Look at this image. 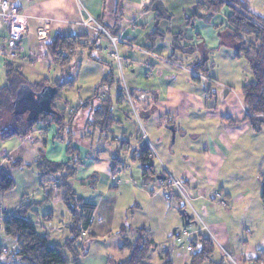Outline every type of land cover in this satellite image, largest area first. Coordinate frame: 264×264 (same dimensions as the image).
I'll return each instance as SVG.
<instances>
[{"label":"crops","instance_id":"0c3cea01","mask_svg":"<svg viewBox=\"0 0 264 264\" xmlns=\"http://www.w3.org/2000/svg\"><path fill=\"white\" fill-rule=\"evenodd\" d=\"M13 4L25 16L26 30L18 44L20 57L10 62L3 53L8 48L7 27H0V71L5 78L1 87L7 85V64L15 66L30 85L44 82L54 88V82L65 83L55 77L56 66L46 44L57 36L71 34L87 36L84 50L99 61L88 60L105 67L104 78L110 69L113 72L115 63L108 56L109 36L121 39L118 53L131 98L147 96L134 106L150 150L163 167L159 170L155 165L156 173L164 177L168 172L181 181L210 238L237 264H264V116L256 117L252 123L246 113L241 87L251 80V73L228 45L230 9L223 7L210 14L197 7V0H13ZM87 14L102 22L107 34L85 29L81 20ZM44 18L50 21L49 32L46 38L38 39L36 30ZM200 59L206 60L203 76L193 70V64ZM34 76L39 77L34 80ZM204 76L207 88L200 79ZM79 77L80 83H85L86 79ZM114 82L116 90L111 91L113 84L100 90L103 98L111 99L113 123L122 129L116 136L112 123L111 141L84 127L82 110L70 128L58 131L55 123L43 128L38 125L26 137H17L19 141L13 146L6 145L7 139L0 140V170L14 181L11 190L0 193V219L30 204L28 217L34 224L47 214L53 218L52 213L40 214L38 209L48 205L50 199L62 200L60 174L45 171L43 162L68 161L66 142L70 129L80 165L69 184L76 195V190L93 193L89 196L92 200L82 197L93 205V211L81 235L86 253L80 264H117L124 260L129 251L122 248L123 235L134 240L139 228L148 230L153 241L149 264H163L167 259L170 264H186L190 254L183 232L192 239L198 233L205 235L204 231L192 216L193 226L181 222L180 210L184 206L174 190L161 184L162 180L142 182L138 161L139 169L133 176L130 161L139 146L140 132L135 126L123 128L128 123V98L120 82ZM96 132L97 146L93 138ZM83 138L86 141H81ZM121 142L125 148L120 151L122 163L113 175L110 162ZM16 161L20 163L14 166ZM117 175L122 180L120 186L113 182ZM9 192L13 202L10 195L1 198ZM119 194H124L120 199L129 203L118 205ZM217 195L225 206L216 201ZM254 221L260 222L258 232ZM67 224L69 234V218ZM0 245L8 254L17 250L15 241L4 235L1 227ZM222 250L216 261L225 252ZM2 262L8 264L3 259Z\"/></svg>","mask_w":264,"mask_h":264},{"label":"trees","instance_id":"16d2710c","mask_svg":"<svg viewBox=\"0 0 264 264\" xmlns=\"http://www.w3.org/2000/svg\"><path fill=\"white\" fill-rule=\"evenodd\" d=\"M197 7L210 14L219 12L223 7H228L231 11L227 18L228 45L235 50L236 59L241 58L246 62L251 73V80L241 87V94L247 116L253 123L256 117L264 116V16L252 12L247 0H197ZM99 23L104 27L102 22ZM104 29L106 31L105 27ZM86 40V35L71 34L55 37L46 44L52 64L64 69L69 67L72 60L81 57V51L87 46ZM87 55L90 59L99 61L90 53ZM205 62V59H200L193 64V70L203 74L206 70ZM5 75L7 85L0 88V140L26 137L38 125L43 128L50 123H55L58 131H61L63 127L70 128L76 114L82 110L86 117L88 116L84 123L90 126L91 131L98 130L100 138L111 141L112 102L110 98H103L100 90L114 83L112 69L97 84L93 95L68 111V115H70L68 118L65 116L66 109L54 106V101L63 100L58 89L70 85L71 81L60 85L54 82L56 92L52 99L51 111L41 112L36 120H28L27 112L24 114L15 113L13 102L16 91L20 86L28 85L37 92L43 87L50 86V84L41 82L30 85L12 64L6 65ZM65 103L69 104L68 101ZM72 138L73 133L69 129L68 141L66 142V155L69 159L66 163L43 162L45 171L60 174L61 198L70 215L68 237L61 244L49 243V237L46 234H40L35 224L28 217L32 205H21L16 212L5 214L1 218L2 231L4 235L15 241L17 250L13 254H8L0 245V264H5L2 259L8 264H80V258L86 253V242L81 240V235L89 225L93 205L77 196L69 184L80 165V154L73 146ZM123 144L124 142L119 143L118 152L111 158L110 165L113 175L117 173L122 163L120 151L125 149ZM133 153L134 156L131 159L138 161L141 166L142 182L147 184L157 181L156 176L161 175L156 173L154 157L150 155V147L142 140L141 136H139V146ZM19 163L20 161L14 162V166ZM13 186V179L0 170V193L11 190ZM177 198H179L178 195ZM262 198H264V188ZM122 240V248L127 249L129 254L127 258L117 264H149L147 258L153 247V241L148 230L139 228L134 240H129L125 235H123ZM197 245L199 249L194 251ZM214 249L215 244L210 237L202 233L194 235L191 239V250L186 264L231 263L227 256L223 255L219 260H214ZM163 264H170V260H165Z\"/></svg>","mask_w":264,"mask_h":264},{"label":"rangeland","instance_id":"374dc122","mask_svg":"<svg viewBox=\"0 0 264 264\" xmlns=\"http://www.w3.org/2000/svg\"><path fill=\"white\" fill-rule=\"evenodd\" d=\"M248 5H249V8L264 16V0H248ZM94 31V30H92ZM95 32V31H94ZM100 33H104V32H100ZM119 43V42H118ZM106 46V45H105ZM87 50H82L81 51V58H75L74 60H72L71 64L69 67H67L66 69L62 68V67H54V71H55V77H57V79L60 81V83L62 82H67V81H71V86L69 85H65V87H61L60 90H59V94L63 97L62 99L63 100H56L55 102V105L58 106V107H62V108H65L66 111H65V116L68 118V111L71 110L72 108L76 107L77 103L81 100H85L87 97L91 96L94 94L95 92V88H96V83L100 82V79L105 75V67H102L100 65H97L91 61L88 60V55H87ZM113 76H114V79L117 80V82H119L121 80V75H120V71L118 69V66L116 63L113 64ZM79 71V75H78V72ZM123 69H122V73H123ZM1 75H0V87L5 83V78L3 77L2 75V71H0ZM203 76V74H201ZM78 76V78H77ZM79 76H82L84 77L86 80H85V83L81 84V80H80V77ZM123 76H124V73H123ZM30 77L32 78V76L30 75ZM39 76H34L33 79H37ZM124 79H125V76H124ZM201 79V82L203 83L202 86L203 88H207L208 86L204 84V80H206L205 76L204 77H200ZM116 82L113 83V88H111V91H114L116 90V87H115V84ZM80 87L82 88L81 91L79 90ZM116 92V91H115ZM104 93V92H102ZM130 94V92H129ZM114 95V94H113ZM131 94H130V98H131ZM139 97V96H137ZM146 95H144V100L146 99ZM143 100V101H144ZM65 101H68V105L65 103ZM143 101H139L138 98H136L135 100L133 98H131V100H127L126 101V105L125 107L127 106V109L128 111H126L129 116L128 118H125V121L128 122L127 124H124L125 127H123L124 129H129L130 126H135L136 129L140 132V136L145 133L144 130H143V126H142V121L140 119V116L139 118L136 117L133 109H134V105H135V102H143ZM134 104V105H133ZM138 111V110H137ZM114 115V114H113ZM139 115V114H138ZM84 119H82V124L85 122L83 120L87 119L86 115L84 114ZM135 123V124H134ZM130 124V125H129ZM134 124V125H133ZM84 127L86 129H90V126L87 125L86 123L84 124ZM66 128V127H65ZM64 129V128H63ZM111 129L114 131V134L116 136H119L120 135V132L122 131L121 128H117L116 127V123H113V126L111 127ZM121 129V130H120ZM123 129V130H124ZM91 130V129H90ZM41 131V130H39ZM98 132V130H96ZM97 132L93 134V138L95 139V145L97 144V141H96V135H97ZM88 133V132H87ZM124 133H126L124 131ZM84 133L82 132L81 135H83ZM80 135V136H81ZM41 138V137H40ZM42 138H45V135H43ZM87 138H83L81 141H86ZM18 138L17 137H12L10 139H7L6 141V145L7 146H13L15 145L16 142H18ZM90 142V141H89ZM171 142V140L169 141ZM97 146V145H96ZM151 153V152H150ZM152 155V153L150 154ZM153 157H154V162H155V165L157 167V169L161 170V161L158 157H156L155 154H153ZM130 166H131V169H132V174L133 176H135L136 174V171H138L139 169V165L137 163V161H130ZM163 168V167H162ZM120 169H118L119 171ZM129 174V173H128ZM130 177V174L128 175ZM118 177V178H117ZM117 177H113V182H115L117 184V186H120V182L122 181L120 176L117 175ZM132 177V176H131ZM119 179V180H117ZM110 181V179H109ZM180 183L181 181L178 180ZM123 184V182H122ZM75 187V186H74ZM76 187H79L78 185ZM181 187L183 189V192L184 194L189 197L186 192H185V189L181 183ZM111 190H114L115 188L114 187H110ZM171 190H174L172 188H170ZM175 191V190H174ZM77 192V195L79 197H84L86 199V201H89V200H92V198H89V196L93 193H91L90 190H85L84 192H81L79 190H76ZM177 193V195H179V199L181 201V204H183V208L181 209H185V211L190 215V217L192 216V218L195 220V222L197 223V225L199 227H201L202 229V224H201V221L199 220L197 214L195 211L197 210H194L193 206H192V202L191 201H186L184 199V197L177 191H175ZM11 194V192L9 193H6L4 194L3 196H1V198H5L7 196H9ZM53 195V193H52ZM119 197V200H118V205H120V202L125 205L127 203H129V201L126 202V200L124 198H121L120 197H124V194H122L120 196V194L118 195ZM125 197L127 198V196L125 195ZM10 198H11V201L13 202V199H14V196L10 195ZM16 199V198H15ZM133 204V203H132ZM215 209V208H214ZM39 212L40 214H43V213H52L53 214V218H50V214H47L49 216H45L44 219L40 218L39 221L35 222V227L37 229V231L40 233V234H46L49 238H48V241L49 243L51 244H56V243H63L65 238L69 235L68 234V227H67V223H68V218L70 220V215L63 203L62 200H60L58 197L56 199H50V202L48 205H43L41 206L39 209ZM198 213V211H197ZM50 218V219H47V218ZM183 217V216H182ZM1 221V219H0ZM262 221V220H261ZM181 222L185 224V219L183 217V219H181ZM257 225V228H255V232H258L260 229H261V225H260V222H256L254 221ZM203 223V222H202ZM189 224V225H188ZM187 225L188 226H193V223L190 221ZM186 226V225H185ZM186 226V227H188ZM1 227V225H0ZM202 231H204V234L205 236H209V234L206 232V230L202 229ZM218 242H215V251H214V258L215 260L218 259V254L220 253V251L222 250V246L221 245H218L217 244ZM186 245V244H185ZM184 247V246H183ZM197 250L199 249V246L197 245L196 246ZM194 248V249H196ZM5 250V249H4ZM197 250H194V251H197ZM223 252L225 250H222ZM181 252H183V249L181 250ZM227 255H230V253L228 254V252H224L223 253V256H227ZM230 257H232V255H230ZM227 256L228 260L231 262L229 264H237L235 262V260L233 258H230Z\"/></svg>","mask_w":264,"mask_h":264},{"label":"built area","instance_id":"2783aa9c","mask_svg":"<svg viewBox=\"0 0 264 264\" xmlns=\"http://www.w3.org/2000/svg\"><path fill=\"white\" fill-rule=\"evenodd\" d=\"M4 25L7 27L6 42L8 48L3 53L5 59L11 62L17 60L20 57L18 51V44L22 39L26 30L25 16L13 4V0H0V27ZM49 25H50V21L47 18H44L41 22V25L36 30V35L38 39L46 38L49 32ZM81 25L87 30H94L95 32H104L105 34H107L104 27L89 14H87L86 17L81 20ZM109 39H110V51L108 56L112 61H114L117 64L118 69L121 72L120 73L121 80L119 82L123 86V90L125 92L126 97L128 98V100H131L129 90L126 86L125 79L122 73L121 56L118 53V42H121V39L112 36H109ZM1 45L2 44L0 40V47ZM138 100L143 101L144 95H139ZM133 111L136 117L139 118L138 115L139 113L135 107ZM141 137L148 144V139L146 134L143 133ZM150 152L153 155V152L151 150ZM163 176H164L163 179H158V180H162L161 183L162 185H164L169 189L170 188L174 189L175 191L179 192L186 201H190V198L184 194L183 189L181 187V183L177 179L172 177L168 172H165ZM216 201L223 206H225L226 204L225 201L220 197V195L216 196ZM202 229L208 230V228L204 225L202 226ZM183 234L186 239L185 240L186 251L189 252L191 250V238L188 232L184 231ZM227 256L230 257L229 255Z\"/></svg>","mask_w":264,"mask_h":264},{"label":"water","instance_id":"95a60500","mask_svg":"<svg viewBox=\"0 0 264 264\" xmlns=\"http://www.w3.org/2000/svg\"><path fill=\"white\" fill-rule=\"evenodd\" d=\"M227 34H229L227 32ZM56 89L50 86L43 87L40 91H33L28 85L20 86L16 91V97L13 102L15 113H28V120H36L43 111H51V103ZM156 176V179H161ZM185 219V224L190 222V215L185 209L180 210Z\"/></svg>","mask_w":264,"mask_h":264}]
</instances>
